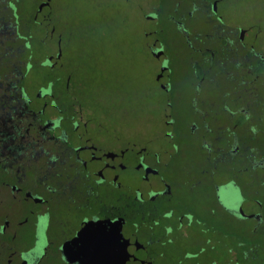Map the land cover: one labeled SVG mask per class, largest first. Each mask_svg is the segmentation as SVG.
<instances>
[{"label":"flooded vegetation","instance_id":"af4514ba","mask_svg":"<svg viewBox=\"0 0 264 264\" xmlns=\"http://www.w3.org/2000/svg\"><path fill=\"white\" fill-rule=\"evenodd\" d=\"M125 4L141 120L77 77L85 16L0 0V264H264V9Z\"/></svg>","mask_w":264,"mask_h":264},{"label":"rangeland","instance_id":"374dc122","mask_svg":"<svg viewBox=\"0 0 264 264\" xmlns=\"http://www.w3.org/2000/svg\"><path fill=\"white\" fill-rule=\"evenodd\" d=\"M65 1L75 8L74 16H85L88 23L90 55L77 77L83 78L88 88L100 91L105 105L116 104L125 111L126 118L145 119L159 95L153 83V65L131 51V33L144 26L140 13L129 8L125 0ZM235 1L244 2L249 14L264 9V0Z\"/></svg>","mask_w":264,"mask_h":264},{"label":"water","instance_id":"95a60500","mask_svg":"<svg viewBox=\"0 0 264 264\" xmlns=\"http://www.w3.org/2000/svg\"><path fill=\"white\" fill-rule=\"evenodd\" d=\"M47 27H49V24L47 25ZM49 32H50V31H49V29H48V34H49ZM61 54H62V49H61L60 52L58 53V56H57V57L60 58V57H61ZM69 75H71V74H69Z\"/></svg>","mask_w":264,"mask_h":264}]
</instances>
